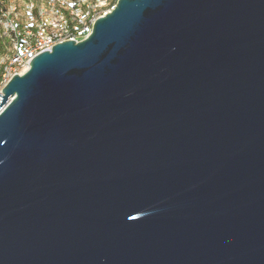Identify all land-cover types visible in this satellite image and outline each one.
Segmentation results:
<instances>
[{
  "label": "water",
  "instance_id": "1",
  "mask_svg": "<svg viewBox=\"0 0 264 264\" xmlns=\"http://www.w3.org/2000/svg\"><path fill=\"white\" fill-rule=\"evenodd\" d=\"M0 264H264V0H118L12 77Z\"/></svg>",
  "mask_w": 264,
  "mask_h": 264
},
{
  "label": "bare ground",
  "instance_id": "2",
  "mask_svg": "<svg viewBox=\"0 0 264 264\" xmlns=\"http://www.w3.org/2000/svg\"><path fill=\"white\" fill-rule=\"evenodd\" d=\"M118 0H77V7L80 9L79 16L73 20L74 29H67L65 26L58 25V18L48 5L37 6V0H26L30 15L26 11L24 0H0V19L11 17L16 19L21 25H29L28 33H37V26L45 27V32L53 39L60 42L71 41L77 39V32H83V27H86L84 34H79V42L87 39L93 30L94 23L99 16L104 17L107 11H111ZM46 4H54V0H41ZM61 6L68 8V11H61V19H68V14L76 13V0H61ZM15 8V9H13ZM39 15V18L37 16ZM101 17V18H102ZM17 53L16 42L10 37L7 32L6 24L0 23V96L2 90L11 80V66L14 63V58Z\"/></svg>",
  "mask_w": 264,
  "mask_h": 264
},
{
  "label": "built area",
  "instance_id": "3",
  "mask_svg": "<svg viewBox=\"0 0 264 264\" xmlns=\"http://www.w3.org/2000/svg\"><path fill=\"white\" fill-rule=\"evenodd\" d=\"M24 2L26 5V11H28V14L30 15V9H28L26 0H24ZM40 5H48L49 8H53L56 18H58V25L65 26L67 29L75 30V27H73V20H75L81 12L77 7V0L76 13L68 14V19H61V11H68V8L61 6V0H54V4H46V2L37 0V6L39 7ZM4 9L5 19H0V23L6 24L7 32L10 34L11 39L16 42L17 46V53L14 58V63L9 70V72H11L12 79V77L15 75H22L25 73L29 69L30 63L35 56L42 52L51 51L52 47L63 42L50 37L49 34L45 32V27H40V25L37 26V33H28V26L31 24L21 25L16 21V19L6 17V8ZM108 13L109 11H107L106 14ZM101 17L102 15L99 16L98 19ZM37 18H39V15ZM85 30L86 27H83V32H77V39H72L71 41L78 43L79 34H84Z\"/></svg>",
  "mask_w": 264,
  "mask_h": 264
}]
</instances>
